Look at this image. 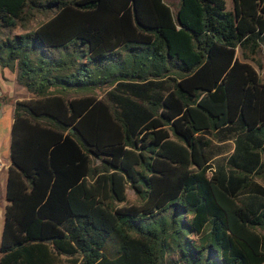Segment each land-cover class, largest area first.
<instances>
[{
  "label": "trees",
  "instance_id": "trees-1",
  "mask_svg": "<svg viewBox=\"0 0 264 264\" xmlns=\"http://www.w3.org/2000/svg\"><path fill=\"white\" fill-rule=\"evenodd\" d=\"M231 3L0 0V264L264 263V0Z\"/></svg>",
  "mask_w": 264,
  "mask_h": 264
},
{
  "label": "rangeland",
  "instance_id": "rangeland-1",
  "mask_svg": "<svg viewBox=\"0 0 264 264\" xmlns=\"http://www.w3.org/2000/svg\"><path fill=\"white\" fill-rule=\"evenodd\" d=\"M175 1V0H173ZM225 2V8L227 11H230L232 8L231 0H224ZM236 57L238 60L245 62L249 64L254 71L256 72L259 80L264 83V49L261 47L256 54L246 57V59H242L240 57V51H236ZM7 72L4 71V74ZM8 74V73H7ZM2 70L0 69V79L2 78ZM10 88L8 84L3 85L0 80V93H2V97L0 95V152L5 153L7 149V143L9 140V133H10V127H11V119H12V102L14 99L22 98L24 97L25 91L22 88H16V90H13L12 97L8 96L7 89ZM100 94V93H99ZM264 186V183H260ZM136 203V198L133 194V192L127 187L125 189V202L120 204L127 206ZM264 264V263H263Z\"/></svg>",
  "mask_w": 264,
  "mask_h": 264
},
{
  "label": "crops",
  "instance_id": "crops-1",
  "mask_svg": "<svg viewBox=\"0 0 264 264\" xmlns=\"http://www.w3.org/2000/svg\"><path fill=\"white\" fill-rule=\"evenodd\" d=\"M2 70V69H1ZM4 71L6 70H2V78L0 79L2 84H8L10 88H6L8 91V96L7 97H12L13 95V90L15 91L16 88H18V86H16L15 82H14V75H11L9 72H7L6 74H4ZM20 88V87H19ZM96 93V95H98V97H102L103 94L100 90H96L94 91ZM100 93V94H99ZM2 93H0L1 95ZM3 95V94H2ZM1 95V96H2ZM28 96L25 95L22 98H18V99H14L12 102V106L13 103L15 101H20L23 99H27ZM13 108V107H12ZM11 123H12V119H11ZM7 149L5 151V153L0 152V237H1V231H2V226H3V212H4V208L6 206V199H5V182H6V176H7V168L9 166V140L7 143Z\"/></svg>",
  "mask_w": 264,
  "mask_h": 264
},
{
  "label": "water",
  "instance_id": "water-1",
  "mask_svg": "<svg viewBox=\"0 0 264 264\" xmlns=\"http://www.w3.org/2000/svg\"><path fill=\"white\" fill-rule=\"evenodd\" d=\"M69 132L71 133L72 131H71V130H69Z\"/></svg>",
  "mask_w": 264,
  "mask_h": 264
}]
</instances>
